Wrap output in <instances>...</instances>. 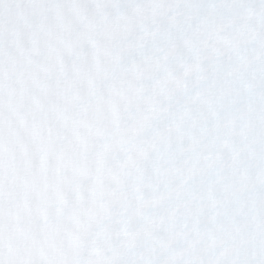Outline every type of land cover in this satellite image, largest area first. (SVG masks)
<instances>
[{"label": "snow or ice", "instance_id": "snow-or-ice-1", "mask_svg": "<svg viewBox=\"0 0 264 264\" xmlns=\"http://www.w3.org/2000/svg\"><path fill=\"white\" fill-rule=\"evenodd\" d=\"M0 264H264V0H0Z\"/></svg>", "mask_w": 264, "mask_h": 264}]
</instances>
